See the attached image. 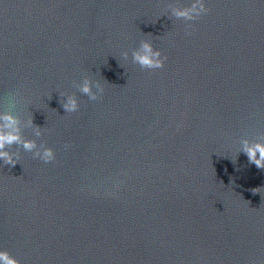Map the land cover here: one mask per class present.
I'll return each instance as SVG.
<instances>
[{"label":"water","instance_id":"obj_1","mask_svg":"<svg viewBox=\"0 0 264 264\" xmlns=\"http://www.w3.org/2000/svg\"><path fill=\"white\" fill-rule=\"evenodd\" d=\"M188 2L0 0V108L18 93L44 132L25 137L56 151L0 160V247L21 264H264V169L239 152L264 139V0L169 17ZM143 39L163 68L133 63Z\"/></svg>","mask_w":264,"mask_h":264},{"label":"clouds","instance_id":"obj_2","mask_svg":"<svg viewBox=\"0 0 264 264\" xmlns=\"http://www.w3.org/2000/svg\"><path fill=\"white\" fill-rule=\"evenodd\" d=\"M208 0H189L186 6L170 7L171 19H183L189 22L197 21L201 16L206 14ZM190 34V33H189ZM124 58H128L129 52L122 53ZM133 63L138 64L145 69H161L165 66L167 56L155 47L149 39H143L139 46L131 51ZM79 92L86 95L90 100L100 99L105 91L100 81H93L90 77H84L83 81L77 85ZM61 94V105L66 113H75L79 111L81 102L76 94ZM20 104L19 94L12 92L7 99L8 110L0 108V160L4 164L15 166L20 162V152L10 151L13 145L18 149L32 153L33 157L44 163H52L56 160V151L43 143H38L37 139L26 138L24 135L25 128H31L35 137L44 135L43 127L34 124L33 115L27 119H21L16 114V108ZM70 147V145H65ZM246 154L249 163L254 164L259 169H264V139H249L244 137L240 140V151ZM119 187V184L116 185ZM254 192L255 189H253ZM0 264H21V261L9 250L0 247Z\"/></svg>","mask_w":264,"mask_h":264}]
</instances>
